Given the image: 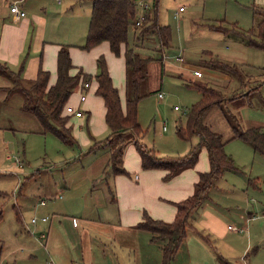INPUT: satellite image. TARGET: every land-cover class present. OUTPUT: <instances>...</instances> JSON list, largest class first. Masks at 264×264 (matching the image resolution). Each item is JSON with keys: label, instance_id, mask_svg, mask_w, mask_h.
I'll use <instances>...</instances> for the list:
<instances>
[{"label": "rangeland", "instance_id": "obj_1", "mask_svg": "<svg viewBox=\"0 0 264 264\" xmlns=\"http://www.w3.org/2000/svg\"><path fill=\"white\" fill-rule=\"evenodd\" d=\"M153 1L143 0V3L150 7ZM62 2L63 0H51L46 11L39 14L50 18L49 28L52 32L48 39L58 41L61 45L73 44L80 50V54L86 56L91 49L85 50L82 47L86 42L92 6L87 0H77L78 3L80 2L74 8L77 18L71 15L65 18ZM158 3L159 23L169 26L172 32L170 45L165 49V54L167 57H181L180 61L184 64L180 66L186 70H183L184 76L181 74L172 76L169 73H161L162 67L158 62L149 66L150 77L142 87L144 96L140 99L137 108L139 135L136 136L131 131L124 133L126 145L123 155H127V160L124 161L122 156L120 166L125 167L124 163L127 167L137 164L133 155H137V158L140 155L136 145L138 142L139 145L152 150L159 158H184L195 147H199V159L192 168L206 173L202 169L206 168L209 172L210 161L207 147L200 144L201 138L198 135H189L188 139H184L179 133L180 129L187 130L188 113L192 105L202 96L195 84L206 82L207 79L206 76L192 78L191 73L194 71L192 66H199L201 68L199 70L206 74L209 71L206 69L208 64L205 61L210 58L234 66L237 71L231 73L233 80L229 89L234 88L243 79L242 75L246 77V73L250 74L253 70L264 67V52L251 46L245 47L246 42L241 40L244 38L248 41L247 37L235 31L225 34L215 28L219 26L233 28L234 25L243 32L249 31L262 19L264 0H158ZM3 6L9 12L7 3H1V8ZM134 33L133 26L129 34L130 46L137 43L134 41ZM32 34L33 32H30L26 37L22 50L23 61L28 65L31 62L27 53L31 57L33 55ZM53 45L58 44L53 43ZM240 49L246 50V54H239ZM136 51L144 56L153 53L148 41L136 47ZM41 53L39 50L37 55L40 56ZM110 54L113 84L126 106L125 60L123 54L119 56ZM73 65L72 72L76 76L79 75L78 82H81L83 79L80 67L82 66L78 63ZM21 67L14 72L20 79L21 87L27 89L34 79L28 77ZM87 76L92 84L90 90L83 91L76 84L67 103L76 110L80 108L84 111L82 118L66 112L70 117L68 124L71 127V137L75 140L73 145L63 142L53 133H44L35 118L21 109H16L15 106L13 108L5 106V99L0 97V123H4L0 126V213L2 215L0 264H49L50 257L44 248V241L39 234H37L39 239L36 238V231L33 230L34 225L31 221L36 215L35 206L40 200L46 202L45 210H49L54 205L53 202L60 205L59 208L66 214L62 217H71L72 220L97 219L98 213L102 220H106L108 216L106 213L109 206L106 200L108 191L105 190L103 195L100 193L104 187L109 186L111 176L105 172L103 179L96 181L92 186H88V182L90 176L105 165L106 170L109 166L112 170L109 164L112 146H103V144L96 146L98 142H104L111 135V130L106 122L105 103L97 94L95 74L88 73ZM159 89L165 94L164 98H159ZM220 89L225 88L220 87ZM229 89L223 93L227 95ZM82 93H85L87 100L80 104ZM235 94L241 93L238 91ZM22 97L21 92L20 98ZM257 101L259 102V95L253 92L237 97L233 101H227L221 107L217 106L211 110L206 115L205 123L211 124L214 130L220 132L223 139L227 140L234 134L228 122V113L238 119L241 127H245L250 120L258 117L261 108L258 107ZM250 102L253 103V107ZM224 151L233 159L234 165L245 174L229 169L214 182L207 198L191 214L195 220L193 225L207 237V240L189 229L186 241L188 250L182 251L180 247L181 250L172 264H227L228 262L229 264L245 262L264 264V155L254 154L240 139L225 145ZM16 157L23 160V166L17 165ZM129 173L131 176L134 174L131 171ZM55 185L59 191L58 198L46 196L45 193ZM69 187L71 192H76L68 196L65 190ZM87 190L92 191V195L87 194ZM248 213H251V216ZM215 216L222 219V225L217 232H210L206 226H203L204 217L209 220L211 226ZM254 217L256 219L247 222L248 218ZM37 225L40 227V223ZM230 226H235L237 229L233 230ZM95 227L97 232L109 234L108 227L102 223L91 225L93 231ZM93 236L95 238V235ZM118 242H121V250L118 248L115 250L119 251L117 264L139 263L134 252L127 248L126 245L129 244L127 239ZM98 248L89 249L85 258L84 255L81 256L80 251L74 250L77 259L69 258L67 262L68 264H110L108 248L102 246L104 252ZM124 256L127 260L125 263L122 261ZM52 258L57 264L56 257L52 256Z\"/></svg>", "mask_w": 264, "mask_h": 264}, {"label": "trees", "instance_id": "obj_2", "mask_svg": "<svg viewBox=\"0 0 264 264\" xmlns=\"http://www.w3.org/2000/svg\"><path fill=\"white\" fill-rule=\"evenodd\" d=\"M158 10V0H154L150 7L143 3V0H93L86 42L82 49L90 50L103 42H108L112 53L117 56L123 54L126 64L125 108L122 105L119 91L113 84L103 55L97 59L98 72L95 75L97 94L105 103L106 122L111 130V135L104 142H98L99 144L97 143L96 146L100 144L112 146L109 164L112 167V173L116 175L127 173L125 168L120 166L123 149L126 145L124 133L131 131L136 136L139 135L137 108L140 99L144 96L142 87L150 77L148 68L152 63L158 62L162 67L161 73L164 72L163 57L165 49L170 45L172 32L169 26L159 23ZM140 16H143V22L141 26L137 27L136 22ZM133 26L135 29L134 41L137 43L130 46L129 34L130 28ZM215 28L225 33L235 31L247 37L249 46L264 52V12H262V19L257 26L246 32L239 30L234 25L233 28L223 26ZM146 41L153 52L149 56H144L136 51V47L144 45ZM210 63L211 67L225 70L230 74L237 71L234 66L219 60H211ZM73 68L70 46L62 45L57 56L55 84L50 85V73L40 69L36 79L26 89L21 87L16 72L0 65L1 72L18 80L10 91L22 92L24 101L21 109L30 113L38 121L44 133H53L63 142L72 145L75 140L71 137V127L68 124L70 117L66 115L67 103L72 94V88L80 83L78 82L79 75L71 74ZM80 74L83 79L82 88L85 83L90 85L89 76L82 72ZM195 87L201 92V99L192 105L188 113L187 130L180 129L179 133L184 139H188L189 135H198L201 138L200 144L205 145L208 149L211 170L208 173L200 174L195 193L191 197L176 203L177 216L173 222L168 223L145 214L143 221L137 225L138 229L150 232L152 240L161 245L163 264L174 262L191 227L192 211L207 198L208 191L214 182L222 177L226 170L241 172V169L234 165L233 159L225 153V145L232 140L240 139L249 143L256 153L264 155V130L262 128H243L238 119L229 112L227 118L234 134L231 138L224 140L220 132L215 131L212 125L205 123L206 115L211 110L217 106L221 107L227 101H233L244 93L234 94L231 98H227L219 89L210 85L199 83L195 84ZM159 93H161L160 89L158 95ZM136 145L141 155L142 167L144 169L167 170L165 180L173 178L182 170L196 166L199 159V147H195L184 158H159L152 150L139 145L138 142ZM1 216L0 213V220ZM197 233L207 240L203 233L199 231Z\"/></svg>", "mask_w": 264, "mask_h": 264}, {"label": "crops", "instance_id": "obj_3", "mask_svg": "<svg viewBox=\"0 0 264 264\" xmlns=\"http://www.w3.org/2000/svg\"><path fill=\"white\" fill-rule=\"evenodd\" d=\"M87 1H89L90 6H93V0ZM50 2L51 0H0V21L2 22V26L0 27V65L8 67V69L12 70L13 72L14 70L22 66L21 68L24 72H26L25 74L28 77H32L34 80L36 79L39 70L43 69L50 73L49 84L54 85V80L55 82L57 80V56L62 45L59 44L58 41H51L50 39H48L52 32L49 28L50 18L48 16L46 18L45 15H39L40 12L46 11L47 6L50 4ZM1 3H7V5L9 6V12L5 10L4 6V9L1 8ZM13 3H18L22 10L26 12L25 17L15 18L11 14L10 5ZM79 3L77 2V0H63L61 4H63L64 6L62 11L65 14V18L69 17L70 15L73 18H77V13L76 11L74 12V8L77 7L76 5H78ZM30 32H33V37L31 38L33 43V55L31 57V55L27 53L28 57H30L29 61L31 62V64L28 65L23 61L24 53L22 52V50L26 42V37L30 35ZM227 33H230V31L226 32L225 34ZM241 41L246 42L245 47H250L246 39L242 38ZM53 43H56L59 46L53 45ZM105 43H107V46H105ZM68 46H70L72 62L81 64L80 66L82 67H80V71L82 73L84 72V74L86 75L88 73L96 75V73L98 72L97 59L101 55L106 56L105 59L113 80V69L110 67L111 65L109 63L111 56L110 53H112V51L108 42H103L98 46L92 48L86 54V56L80 54V50L76 48L75 45L69 44ZM39 50H41L42 52L40 56L37 55V52ZM240 50L241 52L239 51V54H246V50ZM180 58L181 57L179 56H177L176 58H174V56L167 57L165 54V56L163 57L164 73H169L172 76H178L180 74L184 76L183 70H186V68L180 66V64H184L180 61ZM211 60H214V58H210L209 60L205 61L208 64L206 65V69L209 72L208 74L202 72V78H204L205 76L207 78L206 82L203 83L217 88L223 93L225 90L229 89L233 77L231 74H228L229 72L226 73L227 71L225 70L211 67ZM84 67L86 69H84ZM192 68L194 71L201 69L199 66H192ZM191 69L189 71H191ZM167 70L169 72H167ZM194 71L191 73L192 78H195ZM71 74L74 75L72 71ZM245 76L246 77L242 75L243 79L240 80V82H238L234 88H230L227 95L224 94L225 92L223 94L227 98H231L232 95H234L238 91H240V93H244V95H247L248 92L251 91L254 94L259 95V102L257 101V103L258 107L261 108V110L258 112V117L250 120L248 124L243 128H262L264 130V67L257 68L250 74L246 73ZM190 80L192 79L190 78ZM17 81L18 80L14 77L0 71V97L2 96V98L5 99V106L7 105L9 108H13V106H15L16 109H21L24 101L23 97L20 98V93H18L17 91H10L13 86L16 85ZM12 84L15 85L12 86ZM82 85L83 84L81 81L78 84V88L85 91L82 88ZM91 86L92 84L90 83V87L88 88V90H90ZM220 87H224L225 89L221 90ZM259 87H261V89ZM84 94L85 93H82L81 96ZM85 101L82 102L80 100V104L84 103ZM250 103L253 107V103ZM122 105L123 107H125V103L123 100ZM78 109L81 110L80 108ZM25 113H27V115H31L28 112ZM27 119H29V117H27ZM3 124L4 123L1 122L0 126H3ZM243 142L248 145V147L254 152V154H258L254 151L253 147L249 143L245 141ZM123 156L124 161H126L127 155L125 154ZM133 157L134 162H136L137 164L135 163V166L127 167L126 163H124L125 167H123L127 172L126 174H113L110 166L109 169L106 170L105 165V167L98 169V171L90 176L88 186H92L96 181L103 179L105 172H108L109 176H111L112 187H110L111 182H109V186L104 187V189L100 193L101 195H103L105 190L108 191L106 200L109 206L106 210V213L108 214L106 220H102V217L99 213L97 219L74 218L72 220L71 217H62L63 214H65L64 211L59 208L60 205H56V203L54 202V205L49 208V210H45L44 207H46V204H43L42 206L40 203H37V205L35 206V214L37 215V218L40 219L44 216H48L49 220L48 222H42L39 220L35 224L32 223L34 225L33 230L36 231V236L37 234H39L42 237V235L45 234V238L43 239L45 245L44 248L47 253H49L50 262L52 264H55L52 256L56 257L57 264H68L67 260L69 258L75 257L74 250L76 252L77 250L80 251L81 256L84 255L85 258L87 252H89V249L93 247H100L98 249L104 252L102 246H104V248H108V254L110 255V264H117V252L119 251L116 252L115 250L117 248L121 250V242L118 241H123L126 239L129 244L126 245L124 243V246L126 245L129 250L134 252L135 258L138 259L140 264L163 263L161 245L152 240V234L150 232L138 229L137 225L143 221L145 214H148L154 219L163 220L168 223L173 222L177 216L176 203L188 199L195 193L196 183L198 182L199 176L202 172L196 170V168H189L182 170L173 178L165 180V177L168 173L167 170L144 169L142 167L141 155H139L137 158V155L134 154ZM202 170H204L203 172L208 173V169L204 168ZM130 171L134 173L132 176L129 173ZM240 173L242 175L245 174L244 171H241ZM57 190V185H55V187L50 188L49 191L45 193V195L47 194L46 196L56 199L59 196V191ZM65 192V194L69 196L74 194L76 191L71 192V188L69 187V189H66ZM86 192L89 195H92L93 193L92 191L88 192V190ZM248 214L250 215L251 213ZM254 219L256 218H248L247 222L253 221ZM212 220L214 221H211L210 226L209 220L204 217L205 223L203 226H206V229L210 232H217L222 225V219L215 216V218ZM193 221L195 223L194 219L191 220V227L189 229L191 231L193 230V233L195 234L198 230L193 225ZM39 223L40 227H38L37 225ZM98 223H102L103 225L108 227V235L97 232L96 227L95 231L91 229L92 224L96 225ZM198 224L200 225V223ZM93 235H95V238ZM73 237L75 238V240H73ZM36 238H38V236ZM186 241L187 237L185 238L181 246L182 251L185 252H187L188 250ZM71 248L73 250L72 252ZM181 248L178 252H180ZM125 260L126 259L124 256L122 261H124L125 263ZM136 261L137 260H135V262ZM139 263L137 262V264ZM258 263L259 262H257V264ZM227 264H229V262ZM244 264H246V262Z\"/></svg>", "mask_w": 264, "mask_h": 264}, {"label": "built area", "instance_id": "obj_4", "mask_svg": "<svg viewBox=\"0 0 264 264\" xmlns=\"http://www.w3.org/2000/svg\"><path fill=\"white\" fill-rule=\"evenodd\" d=\"M182 10L183 9L181 8L180 11H182ZM10 12H11V14L15 18H23V17L26 16V12L24 10H22V8L19 6L18 3H13V4L10 5ZM142 22H143V16H140L139 19H138V21L136 22V26L137 27L141 26ZM194 75L197 78H202L203 73H202L201 70H195L194 71ZM89 87H90V85L87 84V83H85L83 88L84 89H88ZM164 96H165V94L163 92L159 93V98H164ZM85 100H86V95H82L81 96V101L83 102ZM175 109L179 110L178 107H175ZM67 112L68 113H71V114H75L77 117L84 116V113H83L82 110H79V109L76 110L72 106H68L67 107ZM16 163H17L18 166H23V163L24 162H23V160L21 158L16 157ZM39 203L41 205H43V204H45V201L44 200H41ZM39 220L42 221V222H48L49 217L48 216H44V217H42L40 219L37 218V217H33L31 221H32L33 224H35ZM230 228L233 229V230H236L237 229L235 226H230ZM44 238H45V234L42 235V239H44ZM49 264H52V263L49 262ZM246 264H250V263L249 262H246Z\"/></svg>", "mask_w": 264, "mask_h": 264}]
</instances>
